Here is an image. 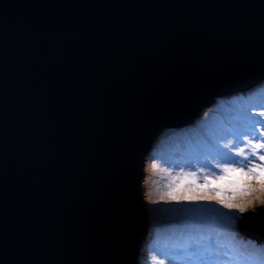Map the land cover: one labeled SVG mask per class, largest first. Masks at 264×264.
<instances>
[{"label":"water","instance_id":"obj_1","mask_svg":"<svg viewBox=\"0 0 264 264\" xmlns=\"http://www.w3.org/2000/svg\"><path fill=\"white\" fill-rule=\"evenodd\" d=\"M263 80L264 0H0V264H138L161 134Z\"/></svg>","mask_w":264,"mask_h":264},{"label":"snow or ice","instance_id":"obj_2","mask_svg":"<svg viewBox=\"0 0 264 264\" xmlns=\"http://www.w3.org/2000/svg\"><path fill=\"white\" fill-rule=\"evenodd\" d=\"M159 159L169 165L161 167L157 159L150 164L153 173L158 170L165 180L166 191L160 200L191 204L216 201L239 213L254 206L256 201L264 206V105L259 111L253 106L238 122L226 127L202 128L181 160ZM176 168L179 171H174ZM237 200L241 202H233ZM211 247L210 241L193 238L177 243L157 241L149 250L153 264H197L212 256ZM157 254L164 258L157 260ZM239 264H264V247L259 249L255 260Z\"/></svg>","mask_w":264,"mask_h":264},{"label":"rangeland","instance_id":"obj_3","mask_svg":"<svg viewBox=\"0 0 264 264\" xmlns=\"http://www.w3.org/2000/svg\"><path fill=\"white\" fill-rule=\"evenodd\" d=\"M251 90L252 91L246 96L256 93L260 95V92L264 91V80ZM237 94V92L227 93V95L216 98L209 108L203 110L199 119L191 126L182 130L164 131L156 142L154 148L146 157L142 184L145 205L147 204L146 210L148 209L147 211L150 215L151 221L149 219V234L143 244L144 248L142 247V250H144V256H146L143 260L145 263L143 264H153L152 252L149 250L150 246L155 244L154 237L157 235V232L164 234L161 229L166 230L168 226L169 231L164 235V239L169 237L166 240L168 243L184 241L183 238H195L205 242L210 241L212 245L216 246L214 250L212 247L209 249L212 256L198 261L197 264H213L214 261H216V264H239V262L246 261L247 259L255 260L258 256L259 249L264 247V244L258 245L256 241H249V238L246 236L244 237V235L242 238L240 236L241 233L236 229L237 223L242 218V215H245L249 211H253L258 205H261L259 201H256L254 206L248 207L244 213H239L234 209L229 210L224 208L216 201H200L196 204H191L188 202L177 203L167 199L160 200V195L162 192L166 191V189L163 188L165 180L161 179L163 174L158 170L155 173H153L152 170H148V165L152 163L153 159H157V162L161 164V167H168L169 165L163 163L159 159L160 157L169 160H181L186 155L190 144L194 141L193 136H189L190 134L197 135L202 128L226 127L229 124L238 122L241 119L242 114L251 110L253 105L249 106L248 103L242 104V98L245 96L240 98ZM238 100H240V105H237ZM239 106L240 108H238ZM255 108L257 111L260 110L257 106H255ZM188 136L191 138L188 139ZM181 139L186 141V143L183 144ZM185 170L187 171L188 169ZM151 171L153 173L152 175L158 177V179L154 180V182H157L156 185L158 186V190H156V194L154 195L156 197L151 196L148 198L147 195L149 192L147 191V178ZM174 171H179V168L174 169ZM149 201L150 205L153 208L155 207L157 213H154L155 211L153 212L151 208L149 209ZM233 202L239 203L241 201L237 200ZM191 207H200L201 209L193 210ZM205 209H208L209 211L207 212ZM213 209L215 211H212ZM170 213H173V218L169 216ZM158 219H161V222L163 223V219L171 220L172 223L166 221L164 224L160 223V225H155L156 220ZM191 226L199 227L200 230L197 231L193 229L194 231L190 232L191 235H189L188 230L184 228H191ZM231 228L237 233L232 235V232H228V237L223 231L225 232ZM237 235L239 236L237 237ZM188 239H186V241ZM227 253L230 255H226ZM214 254L215 256H213ZM163 258L164 257L159 254L156 256L157 260ZM224 258L226 260L225 262H223Z\"/></svg>","mask_w":264,"mask_h":264},{"label":"trees","instance_id":"obj_4","mask_svg":"<svg viewBox=\"0 0 264 264\" xmlns=\"http://www.w3.org/2000/svg\"><path fill=\"white\" fill-rule=\"evenodd\" d=\"M254 88V87H253ZM253 88H251V89H253ZM251 89H249V90H247V91H244V92H237L238 94V97H244V98H242L243 99V101H242V104H244V103H248V105L249 106H257L259 109H260V106L261 105H263V103L260 101V98H261V95H259V94H253V95H249V96H246L247 94H249L250 93V91H252ZM239 102H240V100H238L237 101V105H240L239 104ZM147 205V204H146ZM148 210V209H147ZM147 213H148V211H147ZM148 216H149V219H150V221H151V218H150V215L148 214ZM164 220V223L166 222V221H168L169 223H172V221L171 220H166V219H163ZM160 223H163V222H161V219H158V220H156V223H155V225H160ZM163 223V224H164ZM188 227H190V226H188ZM184 228V229H194V228ZM159 229V228H158ZM233 228H231V229H229V230H226L225 232L223 231V233H225V235L226 236H228L229 237V234H228V232H232L233 234L232 235H235L237 232L235 231V230H232ZM198 230H200V228H197V231ZM161 231V230H160ZM169 231V226H168V228L166 229V230H163L162 232L164 233V234H162L161 232H157V235L154 237V243H156L157 241H159V242H161L162 244L163 243H166L167 241V239L169 238H167L166 237V239H164V235L166 234V232H168ZM231 234V233H230ZM189 235H191V234H189ZM221 236H223L222 234H220ZM239 235H237V237H238ZM224 237V236H223ZM245 237V236H244ZM223 239H225V238H223ZM245 240V239H244ZM224 241V240H223ZM222 241V242H223ZM249 241H253V242H255L254 240H250L249 239ZM207 242V241H206ZM168 243V242H167ZM258 243V245H261V244H264V243H259V242H257ZM215 245H212V249L214 250L215 249ZM144 248V247H143ZM213 250H211V251H213ZM143 251L144 250H142L141 252H142V254H140V257L138 258L139 259V264H143V263H145L143 260L146 258V256H144V253H143ZM229 253V252H228ZM226 254V255H230V254ZM213 256H215V254L213 255ZM243 260H244V258H243ZM247 260H254V259H247ZM226 260H225V258H224V260H223V262H225Z\"/></svg>","mask_w":264,"mask_h":264},{"label":"bare ground","instance_id":"obj_5","mask_svg":"<svg viewBox=\"0 0 264 264\" xmlns=\"http://www.w3.org/2000/svg\"><path fill=\"white\" fill-rule=\"evenodd\" d=\"M262 89V88H261ZM260 95H261V98H260V101L263 103V105H264V91H262V92H260ZM238 108H240V106L238 107ZM189 136H193V140H195V137H196V135H194V134H190ZM187 137L188 139L189 138H191V137ZM182 140V139H181ZM182 142H183V144L184 143H186V141H183L182 140ZM153 153V152H152ZM152 156H154V155H152ZM148 170L150 171L151 170V168H150V164L148 165ZM153 173H152V171H151V173L148 175V186H147V191L149 192V194L147 195V197L148 198H150L151 196H154L155 194H156V190H158V186L156 185L157 184V182H154V180H156V179H158V177L157 176H154V175H152ZM147 182V181H146ZM146 185H147V183H146ZM154 197H156V196H154ZM151 208V210L154 212V213H157L156 212V210H155V207L153 208L151 205H150V201H149V209ZM169 216L171 217V218H173L174 216H173V213H170L169 214ZM192 228H194L195 230H197V228H199V227H195V226H191ZM162 231L164 230V229H161ZM188 230V229H187ZM192 231H194L193 229H189L188 230V234H190V232H192ZM242 238H243V234H241L240 235ZM189 237V236H188ZM186 239H188V238H183V240L184 241H186ZM188 240H190V238L188 239Z\"/></svg>","mask_w":264,"mask_h":264}]
</instances>
